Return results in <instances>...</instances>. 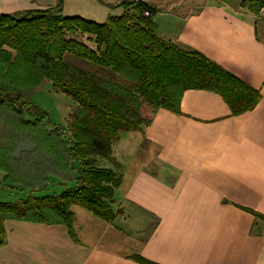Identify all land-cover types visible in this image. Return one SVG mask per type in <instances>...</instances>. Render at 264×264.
Masks as SVG:
<instances>
[{
	"label": "crops",
	"instance_id": "obj_1",
	"mask_svg": "<svg viewBox=\"0 0 264 264\" xmlns=\"http://www.w3.org/2000/svg\"><path fill=\"white\" fill-rule=\"evenodd\" d=\"M120 1L0 0V15L54 8L104 23L123 14ZM142 1L154 8L160 36L204 53L261 100L235 115L219 93L185 90L179 112L161 107L149 125L122 131L113 144L107 167L123 181L112 222L80 205L75 236L64 224L6 220L0 264H141L134 256L264 264V7L254 14L243 0H163L160 12Z\"/></svg>",
	"mask_w": 264,
	"mask_h": 264
},
{
	"label": "trees",
	"instance_id": "obj_2",
	"mask_svg": "<svg viewBox=\"0 0 264 264\" xmlns=\"http://www.w3.org/2000/svg\"><path fill=\"white\" fill-rule=\"evenodd\" d=\"M120 4L123 14L104 23L54 8L0 15V172L6 188L29 193L14 202L0 200V246L8 241L9 219L64 224L75 236L74 205L112 222L123 173L101 166L93 155L110 158L120 133L149 125L161 107L179 112L185 90L215 91L235 115L261 100L259 90L204 53L160 36L148 3ZM242 6L259 14L264 0H243ZM69 55L102 71L81 69L67 61ZM46 79L77 103L67 127L33 101ZM23 142L30 147L19 149ZM53 181L60 192L35 193Z\"/></svg>",
	"mask_w": 264,
	"mask_h": 264
},
{
	"label": "rangeland",
	"instance_id": "obj_3",
	"mask_svg": "<svg viewBox=\"0 0 264 264\" xmlns=\"http://www.w3.org/2000/svg\"><path fill=\"white\" fill-rule=\"evenodd\" d=\"M150 1H152L153 4H155L159 8L158 10L160 12L166 9L167 3H165V1L164 2L163 0H150ZM75 37L81 41H84L91 47H96L94 43L88 40L87 35L76 34ZM67 61L77 67H80L81 69H84L90 72L102 71V67H100L99 65L93 62H90L86 59L78 58L73 55L67 56ZM119 78L122 79L120 76ZM33 101L36 104H38L41 108H43L44 110L48 112L51 120L55 124L62 125L64 127L68 126L69 116L77 104L76 101L72 97L62 94V93L55 92L52 88L51 80L49 79H46L45 82L36 89L33 95ZM26 143L27 142H23L21 147H19V149L27 148V146L29 145ZM93 159H97V161L99 162L101 166H104V167L108 166L106 156L99 157V156L93 155ZM2 178H3V173L0 172V200L14 202L21 198H26L28 196L29 194L28 192L17 191V190L11 191L8 188H6L3 184ZM73 185L74 183L72 182L71 186ZM62 189L63 187L61 185H58L56 181H53L49 184L47 188H44L43 190H39L35 193L36 194H51L54 192H60Z\"/></svg>",
	"mask_w": 264,
	"mask_h": 264
},
{
	"label": "built area",
	"instance_id": "obj_4",
	"mask_svg": "<svg viewBox=\"0 0 264 264\" xmlns=\"http://www.w3.org/2000/svg\"><path fill=\"white\" fill-rule=\"evenodd\" d=\"M145 14H146L147 16H149V15H150V12H149V11H146Z\"/></svg>",
	"mask_w": 264,
	"mask_h": 264
}]
</instances>
